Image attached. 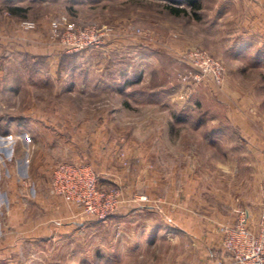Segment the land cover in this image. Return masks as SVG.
Returning <instances> with one entry per match:
<instances>
[{
	"label": "rangeland",
	"instance_id": "374dc122",
	"mask_svg": "<svg viewBox=\"0 0 264 264\" xmlns=\"http://www.w3.org/2000/svg\"><path fill=\"white\" fill-rule=\"evenodd\" d=\"M195 1L0 0V264H167L166 244L128 249L129 209L260 220L264 45L249 0ZM72 31L100 45L70 52ZM194 50L223 62V83L196 77ZM32 129L31 149L19 135ZM61 162L93 166L118 208L95 219L56 195Z\"/></svg>",
	"mask_w": 264,
	"mask_h": 264
},
{
	"label": "built area",
	"instance_id": "2783aa9c",
	"mask_svg": "<svg viewBox=\"0 0 264 264\" xmlns=\"http://www.w3.org/2000/svg\"><path fill=\"white\" fill-rule=\"evenodd\" d=\"M72 32L74 34L69 37V40L63 41L70 52L100 45V37H97L94 32L80 38L75 35V31ZM188 58L198 70L197 78H200L202 74L210 76L217 84L223 83L225 67L222 61L204 50H194ZM51 183L54 193L65 199L67 203L79 208L82 203H85L81 213H85L88 217L105 218L119 206L112 198V193L105 195L99 192L98 174L91 165L58 163L53 170ZM138 200L144 203L147 197L142 196ZM219 231L222 235L221 244L232 255L233 264H264V186L258 228L254 230L250 227L249 212L241 210L233 224L222 223L219 225Z\"/></svg>",
	"mask_w": 264,
	"mask_h": 264
},
{
	"label": "crops",
	"instance_id": "0c3cea01",
	"mask_svg": "<svg viewBox=\"0 0 264 264\" xmlns=\"http://www.w3.org/2000/svg\"><path fill=\"white\" fill-rule=\"evenodd\" d=\"M242 1L244 0H222L221 4L222 8L226 10H235ZM247 2H249L252 11L250 14L251 26H253V31L250 32L252 43L260 48L264 45V0H249ZM196 3L200 6V3ZM20 119L21 122L30 120L27 116ZM2 120L11 122L15 120V117H4ZM38 134L35 129L21 131L19 135L22 140L21 144L32 149L34 147L32 140L33 138L37 139ZM26 138L28 139L27 144L23 141ZM36 146L39 147L40 144ZM2 149L3 147H0V150ZM3 151L7 152L6 149ZM28 161L23 160L22 164H26ZM143 209L146 208L139 211L129 209L123 213L119 212L123 214L124 225H128L127 228L131 234L128 247L130 251H158L164 246L163 244H166V248L172 250L171 260L167 264H233L232 255L221 244L222 235L219 226L212 224L206 213H201L199 216L194 211L187 212L186 219L182 220L179 215L175 214L170 221L156 213L153 220L148 221L147 212ZM226 221L228 220L222 219V223H227ZM259 221L254 225L249 213V225L252 229L258 228Z\"/></svg>",
	"mask_w": 264,
	"mask_h": 264
},
{
	"label": "trees",
	"instance_id": "16d2710c",
	"mask_svg": "<svg viewBox=\"0 0 264 264\" xmlns=\"http://www.w3.org/2000/svg\"><path fill=\"white\" fill-rule=\"evenodd\" d=\"M188 4H190V6L195 10L197 11V9L200 8L199 4L196 3L195 0H188ZM167 8L172 12L174 13L175 15H181V14H188L189 11H188V8L187 7H172L170 5H167ZM15 10H22V8H15L13 9V11Z\"/></svg>",
	"mask_w": 264,
	"mask_h": 264
}]
</instances>
